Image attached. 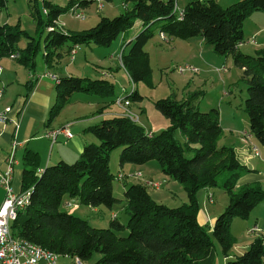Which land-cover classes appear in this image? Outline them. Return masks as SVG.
Instances as JSON below:
<instances>
[{
    "label": "trees",
    "instance_id": "obj_1",
    "mask_svg": "<svg viewBox=\"0 0 264 264\" xmlns=\"http://www.w3.org/2000/svg\"><path fill=\"white\" fill-rule=\"evenodd\" d=\"M93 2L83 0L79 6L87 8ZM124 3L130 8L123 14L102 17L96 26L80 32H66L58 25L60 16L71 12L74 0L66 8L44 1L46 15L34 4L32 17L40 39L31 37L19 23L0 26V61L15 55L18 64L36 72L37 57L41 55L44 66L54 71L63 59L74 57L75 48L90 44L111 47L139 20L143 30L128 52L122 53L120 61L132 84L149 83L152 69L145 46L157 33L182 41L201 37L216 55L231 57L242 71V80L248 85L245 110L249 133L264 147V46L253 55L240 50L245 42L244 24L253 12H264V0H241L227 8L215 0H195L184 8L181 16L175 14L173 0H124ZM5 6L6 0H0V8ZM22 37L28 42L20 50ZM56 88L58 96L50 123L75 94L110 97L115 92L112 82L106 79L65 76L58 77ZM124 99L131 104L141 102L143 97L132 90ZM154 106L170 123L161 133H146L126 115L104 120L88 129L99 144L86 145L73 164L61 161L39 175L38 154L26 150L22 191L31 190V196L28 206L11 226L12 235L84 264H216L215 241L220 244L225 264H264L262 237L230 260L236 244L231 222L235 218H250L264 201V186L247 184L237 189L242 173L250 171L241 165L233 147L219 145L223 136L219 111L200 112L192 101L179 102L173 98L158 100ZM117 149H122L121 168L158 162L161 172L182 186L188 202L169 208L156 202L145 184L126 185L124 181L123 200L116 198L110 156ZM224 173H228L223 189L229 200L211 229L198 221L201 206L197 195L219 186L218 178ZM66 199L109 210L125 203L128 222L124 225L113 219L107 229L93 228L88 220L62 210ZM213 203L214 200L209 202ZM123 232L127 235L123 236Z\"/></svg>",
    "mask_w": 264,
    "mask_h": 264
},
{
    "label": "rangeland",
    "instance_id": "obj_2",
    "mask_svg": "<svg viewBox=\"0 0 264 264\" xmlns=\"http://www.w3.org/2000/svg\"><path fill=\"white\" fill-rule=\"evenodd\" d=\"M47 1L54 3V5H57L60 8H66L71 0ZM74 1L75 4L79 5L83 0ZM92 1L94 2L87 9L82 7L78 8V13L81 12V14H85L84 20L76 19L78 16L75 17L71 13H65L62 15V21L66 23V30L70 32H80L96 26L97 22H99L98 20L104 17V14H110L109 16L111 17L109 18L115 16L113 10L110 11V3L107 1H103V10H99L97 0ZM121 2L122 0H112V3H115L116 6ZM182 2L183 0H179V6H181ZM225 2L226 1L221 2L223 3V8L230 6L225 4ZM235 2L237 3L239 1L237 0ZM34 4L36 5V8L40 10V13L43 14V0H6V6L4 8H0V26L5 24L15 26L17 23H19L21 29L26 31L31 37L40 39L39 34L36 33L37 26L32 17V7ZM179 6H177V8ZM244 35L245 44L242 45L240 49L243 54L253 55L256 50L263 48L264 12L256 11L248 17L244 24ZM45 36L46 33L44 34L43 39ZM253 39L256 42L255 44L252 45L247 43ZM158 40L159 38L156 35L149 41L151 45V49L149 50L152 55L150 62L152 75L149 83L140 82L137 84H132L123 71V68L120 69V61L118 59L120 53L117 55V57H113L114 53L111 47H100L94 44L79 46V48L76 49V52L79 55L77 60L73 62L71 66L73 65V68L79 70L81 78H86L89 80L103 79L104 77L102 75L106 73V71L110 69L118 71L120 69V75L118 76L119 80L117 79L118 81L111 79L113 76L111 78L105 77L106 80L113 82L116 87L115 93L112 96H110L108 99H103L108 102L111 100L113 101V98L117 95L119 88L122 86L127 88L128 91L126 94L127 96H130L134 87V90H137L138 94L143 96V102L132 103V105L129 104L127 107H122V109H124L125 112L129 110L137 117H141L145 122V126L148 128L142 125L140 126L144 128V130L147 129V132L151 130L150 132L153 134L161 133L167 127L161 131H158V129L162 126H165L167 123L169 124L167 119L154 106V103L158 100L173 98L177 101H183V97L186 96L187 100L192 101L193 104L196 105L197 110L200 112H209L212 109L218 110L220 115V123L223 128V136L219 141V145L231 146L233 137L231 136L230 130H246L249 128L248 115L245 110V101L248 98V85L246 82H244V80H242V71L235 66L231 57L225 58L216 55L214 52H211L212 54L214 53L213 55H215L213 56L215 58H212L210 55H208L210 53H206L204 50H201L198 47H196V50L190 49L189 46L186 47L187 49L182 48L180 43H182L181 45L186 44L180 40H178L179 42L176 44L177 47H174V45L170 47L167 44L160 45ZM27 42V39L22 37L18 48L20 50L25 49ZM42 45H44V43H42ZM207 47H209L208 49L211 51L210 49L212 48L208 45ZM74 57L71 58V60H73ZM71 60L65 58V63H70ZM14 63L15 65H19L17 62ZM41 66L42 59L41 55H39L37 57V69H40ZM187 66L193 67L197 71H184V75L178 73L177 69ZM108 77L110 76L108 75ZM76 95H79V97L82 98L86 97L85 99H89L87 97H95L86 96L85 94L81 93ZM96 98L99 100L101 99L100 96ZM124 98L122 99L124 100ZM93 99L95 98H92L91 100ZM109 106L112 105L109 104L108 107ZM100 108H102L101 105L99 106L96 104L86 103L85 105H75L74 107L70 108L65 107L57 118H69L75 114L78 115L79 112L85 114L86 116H94L97 113V110ZM112 109H114L113 106ZM179 138L181 141L183 140V137L179 136ZM121 152L122 149L114 150L110 156V171L114 176L113 192L116 198L123 200L124 189L126 190V186H124L123 182L117 178L118 175H121L122 173L125 175H131L127 177L129 183L126 185L137 183L145 184L147 187H149L152 198L156 202L169 208H178L188 202L187 194L182 186L177 181L165 176L161 172L160 166L156 161L148 162L143 166L130 165L122 171L119 164ZM70 162V164H73L76 161ZM132 170L135 171L130 173ZM137 175L141 176L137 177ZM227 175L228 173H224L218 178L219 186L211 189L212 194L209 195L208 202H210L211 199L213 200V198L217 203L220 202L218 206L223 204L221 201H223L224 198H226L228 202L229 198L223 189V184L226 181L224 178ZM146 178L151 180H146ZM150 182L156 184L157 187H150V185L147 184ZM198 196L199 195H197V197ZM124 206L125 203H121L113 207V211L118 216V221L122 224H126L128 221V215L125 212ZM67 208L68 206L64 205L62 210L67 212ZM101 208L102 210L107 211V214H110L109 209L105 207ZM73 212H75V210ZM89 214L90 215H88L86 219L88 220L91 227L97 229L109 228L111 223V217L109 214L107 216H104L103 214H100L99 216L98 214ZM263 215L264 201L255 208L250 218L245 220L235 218L232 220L230 228L232 236L235 238L236 244L233 248L231 259H234V256L242 255L247 250V246L250 244L249 242L251 241V237H253L259 230L258 228H253L256 224V218L257 216ZM102 216H104V218H102ZM260 232L261 231H259V233ZM259 233H257V235ZM121 234L126 236L127 232H123ZM215 251L216 264H225L220 244L217 241H215ZM95 256L97 258V255Z\"/></svg>",
    "mask_w": 264,
    "mask_h": 264
},
{
    "label": "crops",
    "instance_id": "obj_3",
    "mask_svg": "<svg viewBox=\"0 0 264 264\" xmlns=\"http://www.w3.org/2000/svg\"><path fill=\"white\" fill-rule=\"evenodd\" d=\"M44 1L47 0H43V2ZM192 1L195 0H183L181 6H179L178 4L179 0H176V3L177 6L180 7V8L178 7V9L183 11L184 8ZM201 1H205V0H201ZM215 1L221 6L223 4L221 2L226 1L225 4L231 6V4L236 3L235 1L237 0H215ZM76 5L77 4H74V6ZM103 8L104 7L102 2L101 10H103ZM128 8H130V6L125 4L124 0H122V2L117 6L115 5V3H112V1L110 2L109 5L110 11L113 10V13L115 15L114 17L123 14L124 11ZM83 15L85 17L84 13ZM109 15L110 14H104V17L106 18L111 17ZM84 19H79V20H84ZM100 19L98 21H100ZM98 23L99 22H97V24ZM58 25L64 31L70 32L66 30L65 28L66 23L62 21V16H60L58 20ZM142 30H143L142 22L137 20L132 29L121 34L119 38L116 40V42H114L113 45L111 46V49H113V53H114L113 57H117V55H119L120 53V56L118 57L120 61L122 53L124 51L128 52L130 44L134 41V39L138 36V34ZM156 35L159 38L158 41L160 45L167 44L170 47H172L173 45L174 47H177L176 44L177 42H179L178 40L170 39V38L169 39L166 38V40H163L158 33ZM180 41L185 42L186 44V45H181L182 43H180V46L182 48H186L187 46H189L190 49L196 50V47H198L199 49L204 50L206 53H210L208 55H210L212 58H215L213 57L215 56L213 55L214 53L213 54L211 53L213 52L212 49H210L211 51H209L208 49L209 47H207V45L205 44L204 40L201 37L193 38L188 41H182V40ZM76 49H75L76 55L74 59L71 60V58L68 56L67 58L70 59L71 62L65 63V59H63L60 62V64L57 67H55L54 71L48 70L46 66H44L43 62L40 69L36 68V72H30L27 68L23 67L20 64L15 65L14 62H17L16 59L5 58L0 61L1 67L3 69L2 70L3 72L0 76V89H3V97L0 99V114L6 111L7 109H9L10 111L7 115L8 120L5 123H0V172L5 173L9 167V163L7 162V159L12 153V145L16 139L18 145L14 152L15 163L13 164L14 171H13L12 184H11L14 192L16 193L23 192L22 181L25 170L24 156L26 150H31L38 154L39 164H40L38 171L39 170L44 171L47 167L54 166L61 161L67 163H71L70 161H77L80 158L81 153L86 145L98 143L97 139L88 132L89 128L99 125L104 120L124 116L126 113L124 109H122V107L117 106L115 103L117 98L119 97L124 98L127 96L126 93L128 90L127 88L122 86L119 88V91L117 95L113 98V101L111 100L109 102L103 99V98L108 99L109 97L100 96L101 97L100 100L96 98L99 97V95L85 94L86 96H95V97H87L89 99H85L86 97L84 98L79 97V95L77 96L76 94L72 96L69 104L66 106L67 108L74 107L75 105H85V103L96 104L99 106L101 105L102 108L97 110V113L94 116L93 115L86 116L85 114L79 112L78 115L75 114L69 118L67 117L61 119L57 118L52 123L48 121L52 107L55 105L57 101V96H58V91L56 88L57 82H54L48 77H42V76L44 74H52V75H56L57 77L65 76V77L81 78L79 70L73 68V65L71 66V64L77 60V57L79 55L76 52ZM149 49H151L150 42H148V44L145 46V51L149 54L150 62H151L152 55ZM119 63H120V69H122L121 61ZM119 70L118 71L116 70L114 71L113 69H110L108 71L104 70L106 71V73L102 75L104 77L103 79L111 78L113 76V78L111 79L118 81L119 80L118 76L120 75ZM123 71L125 72L126 76L129 78L127 72L124 69ZM108 75L110 77H108ZM81 79H86V78H81ZM112 84L114 85V87H116L113 82ZM136 92L138 93L137 90ZM92 98L95 99L91 100ZM183 101H188L186 96L183 97ZM142 102L143 99L139 103ZM109 104H111L114 109H112V106L108 107ZM167 122L169 121L167 120ZM144 123L145 122L143 121V119L141 117L140 118L138 117V124L147 127L145 126ZM169 124L167 123L165 124V126L160 127L158 131L165 129L166 127L169 126ZM67 127L71 131L72 138H67L64 134H59L56 137V140H54L52 136H49V134L52 133L53 131ZM145 131L146 133H152L150 132L151 130L147 132L148 130L146 129ZM230 133L231 136L233 137V140L231 142V146L229 147H233L235 149L241 165L250 171V172L246 171L245 173H242L241 179L237 184V189L247 184L259 183L262 186H264V147L260 146L251 137L249 133V128H247L246 130L245 129L230 130ZM245 138H247V140ZM254 146L258 148L259 155H255L253 150ZM127 166L130 165H125L123 168H121V170L123 171ZM133 171L135 170H132V172L130 173H133ZM39 175H41L40 172ZM121 175L123 177L126 176L125 177L126 179L122 178L120 181L122 182L124 181L126 184H128L129 180H127V177L131 175H125L122 173ZM146 180H151V179L146 178ZM210 194H212L211 189H205L198 193L199 195L198 200L201 206V210L198 214V221L200 225L209 226L211 227V229H213L216 219L224 211L228 202L227 199L224 198L223 201H221L223 202V204L218 206L220 202L217 203L213 198L214 203L209 204L208 197ZM5 197H6V191L3 187H0V206L3 203ZM211 201L212 200H210V202ZM69 203H78V207L76 209L72 207H68L67 212L70 214L71 213L75 215L77 214V216H80L81 218L84 219H86V217L90 215L89 213L98 214V216L100 214H103L104 216H107L109 214V213L107 214V211L102 210L101 207L100 208L86 207L80 205L79 202L74 199L65 200L66 206ZM72 210L73 211L75 210V212H73ZM104 216H102V218H104ZM109 216L111 217V220L113 219L118 220V216L113 211V209L110 210ZM126 224L124 223V225ZM253 228L259 229L257 233H259V231L261 232L258 235L257 233H255V235L251 237L249 246L256 238L262 237L264 239V215L257 216L256 224ZM249 246L247 247L249 248ZM224 262H226V259H224ZM40 264H46V263L42 261ZM57 264H77V261L76 258L73 257L58 256Z\"/></svg>",
    "mask_w": 264,
    "mask_h": 264
},
{
    "label": "built area",
    "instance_id": "obj_4",
    "mask_svg": "<svg viewBox=\"0 0 264 264\" xmlns=\"http://www.w3.org/2000/svg\"><path fill=\"white\" fill-rule=\"evenodd\" d=\"M98 1V0H97ZM174 1V12L176 15H183V11L178 10L176 0ZM99 3V1H98ZM102 7L99 4V10H101ZM46 10L44 11V13ZM72 13L73 7H72ZM75 14V13H74ZM81 19H84L85 17H80ZM162 36L166 35L164 33H161ZM167 38V37H166ZM248 44H255L256 42L253 40H250L247 42ZM240 47H242V45ZM76 49V48H75ZM75 49L73 51H75ZM18 56H16L15 59H17ZM121 60V58H120ZM2 70H0V76L2 73ZM179 74L184 75V71H197L193 67H180V69H177ZM42 77H48L54 82L58 81V77L56 75L52 74H44ZM3 97V89H0V99ZM116 105L119 107H125L126 104L123 103L122 98H117L115 101ZM10 111H4L0 114V123H5L8 120V113ZM135 121V116H126ZM59 134H64L67 138H72L71 131L69 128H63L56 131H53L49 134V136H52L54 140H56V137ZM17 141L13 142L12 145V153L8 157L7 162L9 163V167L5 173L0 172V187H3L6 191V197L3 201V203L0 206V264H40L42 261L46 264H57V261L49 260V252L42 248H32L28 245V243H25L21 241V238H16L12 235L11 232V226L13 222L16 219V216L21 212V205L26 202L27 200V193L29 190L23 191L21 193L14 192L12 188V177H13V164L15 163L14 160V152L17 148ZM255 155H259V150L256 146L253 147ZM40 171V170H39ZM38 171V172H39ZM123 178L122 175H119L118 179L121 180ZM150 185V187L156 188L155 184L152 182L147 183ZM68 207H72L76 209L78 207V203H69L67 205Z\"/></svg>",
    "mask_w": 264,
    "mask_h": 264
},
{
    "label": "bare ground",
    "instance_id": "obj_5",
    "mask_svg": "<svg viewBox=\"0 0 264 264\" xmlns=\"http://www.w3.org/2000/svg\"><path fill=\"white\" fill-rule=\"evenodd\" d=\"M102 2H103V0H99V4H100V6L102 7ZM125 6V5H124ZM73 11H74V13H72V10H71V14L73 15V16H78V18H76V19H81L80 17H84V15L83 14H81V12L80 13H78V7H75V8H73ZM181 16V15H180ZM161 38L164 40L165 39V36H162V34H161ZM11 59H15L16 58V56L14 55V56H12V57H10ZM2 69V67H1V65H0V70ZM180 69V68H179ZM134 90V89H133ZM123 103L124 104H126L125 106L127 107V106H129V101H126L125 99L123 100ZM6 111H9V109H7ZM127 113V114H126ZM126 113H125V115L126 116H131V114H132V116H135V121H138V117L136 116V115H134L133 113H131L129 110L128 111H126ZM244 138V137H243ZM246 139V138H245ZM246 141V140H245ZM40 172V174H42L44 171H42V170H40L39 171ZM141 175H137V177H140ZM155 187H157V185L155 184ZM30 196H31V190H29L28 191V193H27V200H26V202L25 203H23L22 205H21V211H23L27 206H28V204H29V201H30ZM212 200V199H211ZM17 217H18V215L16 216V219H17ZM15 219V220H16ZM21 241H23V242H25V243H28V245L29 246H31L32 248H42V247H40V246H38V245H35V244H33V243H31V242H28V241H26V240H24V239H21ZM42 249H44V248H42ZM44 250H46V249H44ZM47 252H49V260H53V261H57V259H58V255H56V254H54V253H52V252H50V251H48V250H46ZM76 261H77V264H84L82 261H80L79 259H77L76 258Z\"/></svg>",
    "mask_w": 264,
    "mask_h": 264
}]
</instances>
